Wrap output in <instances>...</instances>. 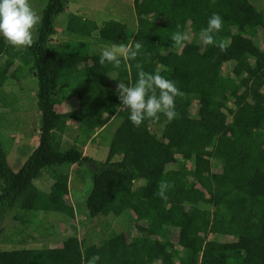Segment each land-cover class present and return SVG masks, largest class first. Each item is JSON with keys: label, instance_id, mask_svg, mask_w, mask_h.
<instances>
[{"label": "trees", "instance_id": "obj_1", "mask_svg": "<svg viewBox=\"0 0 264 264\" xmlns=\"http://www.w3.org/2000/svg\"><path fill=\"white\" fill-rule=\"evenodd\" d=\"M68 0H47L35 44L15 50L0 36V94L6 77L23 80L32 73L37 81L36 106L40 115L38 144L21 167L8 164L0 142V236L14 208L58 212L73 220L69 194V168L82 164L93 174L85 197L90 216L132 211L138 235L127 238L111 229L97 244L85 245L77 236L60 244L0 249V264H264V45L253 41L263 30V9L250 0H133L137 27L129 43L143 45L137 60L123 61L119 69L100 64V54L84 41L51 44L58 14ZM218 13L222 30L215 34L226 51L202 41L174 46L171 35L191 28L197 35ZM65 29L121 44L125 24L96 21L68 13ZM150 55H147L149 54ZM144 71L157 70L184 93L176 98L179 118L169 122L145 120L135 127L127 109H120L118 81L126 85L138 78L136 63ZM227 62L232 67L224 72ZM67 79L68 85L61 87ZM68 87L77 106L59 111V95ZM197 95L198 112H190ZM4 105L5 103L2 102ZM115 116L121 122L113 132L105 159L83 153ZM70 122L81 130L68 148L61 147ZM159 129L160 134L155 130ZM195 155L198 168L177 155ZM220 170H211V161ZM42 173L52 180L49 191L35 184ZM167 182V200L158 185ZM12 225L19 222L15 215ZM180 228L177 241L169 238ZM237 236L236 242L212 236Z\"/></svg>", "mask_w": 264, "mask_h": 264}, {"label": "rangeland", "instance_id": "obj_2", "mask_svg": "<svg viewBox=\"0 0 264 264\" xmlns=\"http://www.w3.org/2000/svg\"><path fill=\"white\" fill-rule=\"evenodd\" d=\"M70 1H75L86 8H95L99 11L97 13L98 17H92V15L84 17L78 14L83 18L95 19L98 24L108 19H115L124 23L123 44H126L130 40L136 30L137 20L133 8V0H68V4ZM46 2L47 0H31L32 6L40 17ZM250 2L258 10L263 9L264 0H250ZM69 12V9H66L56 16L54 25L57 33L51 39L52 45L59 46L64 41H84L88 43L90 50L102 52L105 47L115 44L103 39L98 40L95 35L84 36L67 31L65 25ZM39 26L40 24L37 26L36 38ZM185 32L190 36L189 41L201 40L200 36L193 29L186 27ZM253 41L264 45L262 29L253 37ZM6 57V54H0V64L4 62ZM231 67L232 62H227L224 66V72L230 70ZM111 74L114 75V73ZM26 78L27 83L22 82V80L17 81L15 76L6 77L2 88L3 94L2 96L0 94V142L3 146L7 162L14 171L21 167L37 141L36 101V109L33 103L36 99L37 81L35 78H32V80L28 76ZM109 79L113 80L110 77ZM68 84V80L65 79L61 87H65ZM32 91L34 98L31 93ZM62 92L71 93L73 91L66 87ZM63 93L59 95V100L63 98ZM197 98V95H191L190 112L193 115L198 112ZM73 99H69L68 106L66 104L60 107L57 106V109L60 110L63 107L72 109L76 107L77 100L73 101ZM2 102L5 104L3 105ZM120 122L121 118L119 116L113 117L92 141H89L87 144L85 143L86 145H81V147L83 146L84 154L99 160L105 159L113 132ZM155 131L157 134H160L159 129ZM75 132L76 130L65 140L68 144L72 142ZM177 157L185 159L189 167L193 169L198 168L199 160L195 155H177ZM211 170L213 172L220 170L218 161L215 159L211 161ZM92 180V172L84 165L74 164L70 166L69 194L66 196V199L73 205L75 211L73 220L58 212L44 213L19 208L12 209L4 222V230L0 236V249L54 246L60 244L69 236H77L82 239L85 245L97 244L111 229L116 232H123L127 238L138 235L140 232L138 221L132 211H125L118 216L111 213L90 216L86 208L85 197L91 189ZM35 184L42 190L49 191L52 186V180L47 174L42 173L35 179ZM14 215L19 219L16 226H13L11 221V217ZM180 235V228H172L169 231V238L174 242L179 239ZM212 237L224 241H237V236L214 235Z\"/></svg>", "mask_w": 264, "mask_h": 264}, {"label": "clouds", "instance_id": "obj_3", "mask_svg": "<svg viewBox=\"0 0 264 264\" xmlns=\"http://www.w3.org/2000/svg\"><path fill=\"white\" fill-rule=\"evenodd\" d=\"M41 17L31 4V0H0V36L5 43L14 49L21 50L32 47L36 42L37 26ZM223 28V19L218 13H213L209 18L206 28L200 32V39L204 45H213L226 51L223 42L217 43L215 34ZM174 46H185L190 40L187 32H174L171 35ZM143 45L140 42L128 44H112L105 47L100 54V64H111L114 68L121 67L122 60H137L141 54ZM147 55H150L147 54ZM138 78L134 84L126 85L118 80L115 75H107L118 81L116 94L120 100V109H127L130 122L137 128L141 127L145 120L159 121L163 115L169 122L179 118L176 111V98L183 97L184 93L176 86L173 80L167 79L157 70L155 73L144 71L143 64L135 65ZM170 185L161 182L158 185L157 195L167 200V190ZM99 255H94L88 264H97Z\"/></svg>", "mask_w": 264, "mask_h": 264}, {"label": "crops", "instance_id": "obj_4", "mask_svg": "<svg viewBox=\"0 0 264 264\" xmlns=\"http://www.w3.org/2000/svg\"><path fill=\"white\" fill-rule=\"evenodd\" d=\"M83 8V9H82ZM67 9H69V11L70 12H72V13H74V14H79V15H82V16H84V17H89V15H92V17H98L97 16V13L99 12L97 9H95V8H86V7H84V6H82L81 4H79V3H76L75 1H70L69 2V4H68V7H67ZM81 10V11H80ZM91 19V18H90ZM92 20H94V21H96L95 19H92ZM132 37V36H131ZM131 39V38H130ZM130 41V40H129ZM129 41H127V43L126 44H128L129 43ZM28 77H30L31 79L32 78H34V76H33V74L32 73H29L28 75H27ZM26 76V77H27ZM24 78L23 80H22V82H28L27 81V78ZM33 80V79H32ZM25 83V84H26ZM31 84H32V82H31ZM32 93V95H33V98H34V94H33V91L31 92ZM64 95L62 96L63 98L60 100V102H59V104H58V107H60L61 105H65L66 104V106H68L67 104H68V102H69V99H73V101L74 100H76V98H75V93H73V92H71V93H67V92H65V93H63ZM35 95H36V92H35ZM26 99V98H25ZM35 101H36V99L34 100V108H35ZM36 108H37V106H36ZM35 108V109H36ZM67 110H70V108H62V109H60L59 111H67ZM36 113H37V111H36ZM36 116H37V141H36V145L38 144V138H39V126H40V115L37 113L36 114ZM74 130H76V132L74 133V136H73V138H72V142L71 143H67L65 140H67L68 138H69V136L72 134V132L74 131ZM80 130H81V125L78 123V122H70V123H68L67 124V126L65 127V130H64V132H63V135H62V142H61V147L63 148V149H65V148H68V147H70L71 145H73L75 142H74V140H75V137L77 136V134L80 132ZM66 142V143H65ZM88 143V142H87ZM86 143V144H87ZM86 144H84V145H86ZM35 145V146H36ZM34 146V147H35ZM33 147V148H34ZM82 148H83V146H82ZM83 150V149H82ZM84 153V152H83Z\"/></svg>", "mask_w": 264, "mask_h": 264}]
</instances>
